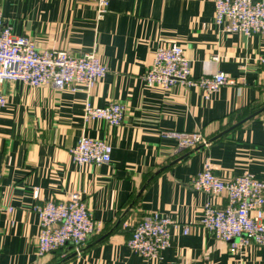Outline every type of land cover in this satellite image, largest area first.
I'll return each mask as SVG.
<instances>
[{"label": "crops", "instance_id": "1", "mask_svg": "<svg viewBox=\"0 0 264 264\" xmlns=\"http://www.w3.org/2000/svg\"><path fill=\"white\" fill-rule=\"evenodd\" d=\"M97 8L98 0H0L15 34L31 36L40 49L96 52L108 68L90 92L0 85L7 97L0 107V264H264V248L232 249L199 225L207 204L224 207L228 198L191 185L206 162L224 180L246 172L264 180V35L224 32L215 0H109L101 17ZM174 42L191 59L194 77L224 72L234 83L211 99L197 87L148 84L144 74L155 51ZM87 100L99 107L123 103V124L86 121ZM163 130L200 131L209 144L184 148ZM82 135L110 143L112 161L75 162L71 149ZM73 192L102 230L79 251L64 250L67 256H38L35 205ZM151 214L196 223L188 234L172 228L171 245L158 260L127 243L135 224Z\"/></svg>", "mask_w": 264, "mask_h": 264}, {"label": "built area", "instance_id": "2", "mask_svg": "<svg viewBox=\"0 0 264 264\" xmlns=\"http://www.w3.org/2000/svg\"><path fill=\"white\" fill-rule=\"evenodd\" d=\"M109 0H98V15L108 10ZM216 24L224 32L246 35H264V0H215ZM264 64V55L261 58ZM108 72L107 66L96 52L74 56L64 50L40 49L27 34H15L0 11V85L21 81L35 87L53 85L58 89L86 90ZM144 80L153 86L170 89L176 84L200 88L206 99L226 84L234 83L224 72H210L194 77L192 61L179 43L161 45L156 51ZM7 104L6 95L0 90V107ZM126 106L113 102L99 107L87 100L84 119L103 120L113 126L123 124ZM161 135L174 138L181 147L200 148L209 141L200 131L187 132L163 130ZM113 146L106 140L82 135L71 149L72 157L80 165H102L112 161ZM2 170L0 169V188ZM191 185L213 194L226 193L228 203L224 207L207 204L199 225L217 238L228 242L232 249L255 244L264 248V180L246 172L231 180H224L213 171L210 162L194 176ZM39 188L34 197L39 198ZM2 209L0 194V210ZM40 220L37 255L44 256L64 250L79 251L92 235L102 230V222L96 220L87 202L79 192H73L67 200H48L35 205ZM13 208L10 207L9 211ZM194 222L179 223L169 215L151 214L137 222L132 229L128 246L139 256L158 260L171 245V229L181 227L190 233ZM237 239V240H236ZM62 253V256H67Z\"/></svg>", "mask_w": 264, "mask_h": 264}]
</instances>
